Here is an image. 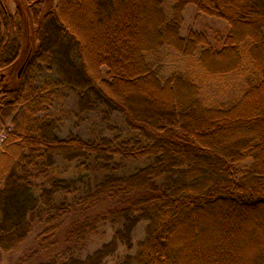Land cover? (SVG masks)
I'll use <instances>...</instances> for the list:
<instances>
[{
    "label": "trees",
    "instance_id": "obj_1",
    "mask_svg": "<svg viewBox=\"0 0 264 264\" xmlns=\"http://www.w3.org/2000/svg\"><path fill=\"white\" fill-rule=\"evenodd\" d=\"M77 1L0 0V120L14 125L0 161V250L16 248L38 222L30 258L42 256L33 264H105L120 245L134 252L116 264H236L235 231L264 210V0H176L179 15L194 3L229 23L217 47L196 35L186 43V53L203 46L206 72L252 61L244 92L227 104L204 103L195 80L180 72L162 79L148 60L165 41L177 50L186 42L181 16L163 19L161 0H149L152 35L137 45L135 29L122 25L120 33L109 24L122 0H79L103 11L105 54L91 52L85 28L69 16ZM61 85L80 90L82 111L99 101L108 115L121 112L126 128L60 137L61 118L48 111ZM144 158L120 172V163ZM92 177L95 187L68 202ZM140 221L145 234L134 246ZM212 221L227 239L215 240ZM109 224L112 238L87 250ZM252 233L264 244L258 227ZM256 257L264 264V250Z\"/></svg>",
    "mask_w": 264,
    "mask_h": 264
},
{
    "label": "rangeland",
    "instance_id": "obj_2",
    "mask_svg": "<svg viewBox=\"0 0 264 264\" xmlns=\"http://www.w3.org/2000/svg\"><path fill=\"white\" fill-rule=\"evenodd\" d=\"M122 2L123 5L119 6L122 13L113 17L117 18L115 20L109 17L110 26L116 27V31H121L122 25L125 26L122 31L135 29L137 37L135 35L136 38L134 43H136V45L142 43V38L140 39L141 36H146L145 38L150 39V35H152L151 24L156 17V13L149 0H122ZM161 2L163 8V19L170 21L177 17L176 20H178V17L181 16L179 17L181 20H178L180 23V26H178V33L179 36L186 40L185 46L182 49L183 51L177 50L174 47V43L165 41V43L156 52H152L148 55V60L152 63L155 69L159 71L161 78L166 79L174 72H180L181 74L192 78L198 84L199 97L204 103L215 102L227 104L239 97L245 90L246 80L251 74L250 70L253 67L252 61L249 58L245 57L243 66L237 70L221 74H209L202 68L200 63V55L203 46L198 45L191 53L185 52L187 49L186 43L189 41L191 35H196L199 38L205 37L208 42L207 45H211L213 47L221 45L224 41L223 38L230 30L229 23L225 19L200 12L198 5L194 3L186 5L181 10V14L179 15L175 6L176 0H161ZM46 5L48 4H44V9L48 8ZM10 7L15 10L16 6L13 1H10ZM90 7V5L81 4L78 0L76 3L74 2L70 4L69 16L73 18L78 25L85 28L91 52L105 54L108 43L103 36L104 26L97 23H103V11H99L97 9L93 10L90 9ZM116 14H118V11ZM116 35H118V33ZM119 37L120 36H116L117 39ZM57 90L58 92L54 95V100L50 105L48 112L53 116L61 118L58 131L60 137L67 138L70 135H79L86 138L96 132H107L110 126H115L119 129L126 128V121L121 112L115 111L108 115L106 107L99 101L94 102L91 108L82 111L79 106V89L61 85L57 88ZM139 98L146 103L152 104L153 102L152 99L145 97L144 95H140ZM3 125L11 126V129L8 131H11L14 127L11 118L5 119L3 121ZM233 125L234 124H229L231 127H233ZM3 152L4 142L0 144V161H2ZM148 161L149 160L147 158L140 159L138 161H124L120 163V172L130 173L138 167L145 165ZM60 162L63 161L60 160ZM102 173L104 174L105 172L102 171ZM97 182V179L92 177L91 182L89 181V183H86L83 186L80 185L77 192L72 190L71 194L68 195L70 198L68 202H71L76 196L88 190L90 187H95ZM63 198L65 197L63 196ZM261 216L264 221V210L262 212L259 211L253 217L250 216L251 218H248L247 223L237 228L235 231V235L233 237L234 246L232 245V247L235 249L236 246V249L233 250V255L235 256L234 259H236V256L238 258L236 264H255L257 261L263 264V261L258 259L256 256L263 252L264 249L262 248V245L264 244H259L258 242L253 241L251 237L255 227H258L261 232V236L263 235L264 237V222L262 223L260 218ZM146 224V221H140L133 230L134 246L139 239L144 237ZM211 225L214 227L212 232L217 242H219L218 240H222V238L223 240L227 239V234L224 233V229L220 231V233L217 232L219 231V227L215 221H212ZM207 226L208 225H205L204 221L203 228L205 232L207 231ZM38 234L39 228L37 222L33 229L29 232L26 239L16 248L8 252L0 250V264L35 263L38 257L42 256V252H40L36 253V256H32L33 258H30V254L34 251L33 249L37 247ZM112 236L113 227L109 224L105 226L103 230L100 229V233H98L96 237H94L91 241H88L86 246L87 250L92 251L98 245L102 244L103 241H109ZM215 249L219 250L218 247ZM129 252H134V249H129L124 245H120L115 254L107 257L104 263L116 264L120 256ZM217 252L219 253V251ZM83 254H86V250L83 251ZM232 262L234 261L232 260ZM228 264H232L231 261H229Z\"/></svg>",
    "mask_w": 264,
    "mask_h": 264
},
{
    "label": "built area",
    "instance_id": "obj_3",
    "mask_svg": "<svg viewBox=\"0 0 264 264\" xmlns=\"http://www.w3.org/2000/svg\"><path fill=\"white\" fill-rule=\"evenodd\" d=\"M10 129L11 126L3 125V120H0V144L4 142V140L6 139V134Z\"/></svg>",
    "mask_w": 264,
    "mask_h": 264
}]
</instances>
